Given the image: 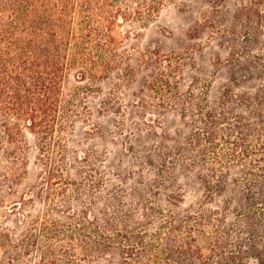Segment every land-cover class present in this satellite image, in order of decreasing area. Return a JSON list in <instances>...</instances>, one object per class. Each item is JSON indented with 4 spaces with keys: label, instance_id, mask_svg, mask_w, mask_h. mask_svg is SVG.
Returning a JSON list of instances; mask_svg holds the SVG:
<instances>
[{
    "label": "trees",
    "instance_id": "1",
    "mask_svg": "<svg viewBox=\"0 0 264 264\" xmlns=\"http://www.w3.org/2000/svg\"><path fill=\"white\" fill-rule=\"evenodd\" d=\"M166 1L0 0V264H264V0L132 91Z\"/></svg>",
    "mask_w": 264,
    "mask_h": 264
},
{
    "label": "rangeland",
    "instance_id": "2",
    "mask_svg": "<svg viewBox=\"0 0 264 264\" xmlns=\"http://www.w3.org/2000/svg\"><path fill=\"white\" fill-rule=\"evenodd\" d=\"M233 2L234 0H224L229 6ZM211 6L209 0H188L184 4L180 0H167L157 19L144 27L137 37L122 35L128 43L127 53L132 55L130 64L135 71L134 83L130 85L132 91H139L145 87L146 80L153 77L152 67L147 64L145 67L148 58L159 60L181 57L182 61H199L209 66L211 57H215L219 49L218 43L211 42L209 32L202 38H191V33L194 32L196 24L212 10ZM128 27L124 22L120 29H129ZM246 264H258V260L250 258Z\"/></svg>",
    "mask_w": 264,
    "mask_h": 264
}]
</instances>
